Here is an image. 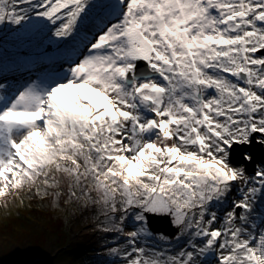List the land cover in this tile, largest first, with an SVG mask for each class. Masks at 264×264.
<instances>
[{
  "label": "snow or ice",
  "instance_id": "snow-or-ice-1",
  "mask_svg": "<svg viewBox=\"0 0 264 264\" xmlns=\"http://www.w3.org/2000/svg\"><path fill=\"white\" fill-rule=\"evenodd\" d=\"M33 16L84 48L62 74L0 80V198L97 209L124 264H264V167L231 160L264 145V0H0V25ZM150 217L176 229L167 247Z\"/></svg>",
  "mask_w": 264,
  "mask_h": 264
},
{
  "label": "rangeland",
  "instance_id": "rangeland-1",
  "mask_svg": "<svg viewBox=\"0 0 264 264\" xmlns=\"http://www.w3.org/2000/svg\"><path fill=\"white\" fill-rule=\"evenodd\" d=\"M41 21L42 18L33 16L25 23V27L14 32L6 31L4 25H0V58L7 57L12 65L0 69V80L9 86L10 91L52 77L56 63L53 57L57 48L76 42L61 41L52 34L54 26L46 22L43 27ZM40 24L43 29L40 27L36 30ZM5 71L9 72L6 76ZM241 165L248 170L246 164ZM257 166L262 167V163L258 162ZM233 195L238 197L239 193L234 190ZM46 207L42 199L27 189L18 195L0 198V227L14 224V219L18 218L21 223L16 226L21 227L19 233L8 231L0 238V251L10 249L11 252V261L2 259L3 254H0V264H124L122 257L111 250L128 247L127 237L122 238L119 233L106 231L107 222L97 209L72 204L57 210L52 208L53 216L49 217L44 211ZM227 207L229 205L225 204L223 208L217 206V209L222 213ZM133 224L131 220L126 221L125 232L133 230ZM151 233L152 238L147 241L149 245L158 248L168 246L160 239L163 234ZM5 238L10 241H4ZM182 243L183 240L178 244L172 239L174 247ZM211 263L216 264L213 259Z\"/></svg>",
  "mask_w": 264,
  "mask_h": 264
},
{
  "label": "water",
  "instance_id": "water-1",
  "mask_svg": "<svg viewBox=\"0 0 264 264\" xmlns=\"http://www.w3.org/2000/svg\"><path fill=\"white\" fill-rule=\"evenodd\" d=\"M240 147L244 149L241 151L239 150ZM251 152L253 157L252 161L245 162L242 159V153L244 152ZM231 160L237 164L241 165L242 163H246L248 165V173L255 172L256 170V163L258 161L264 160V146L262 144L256 143L255 139L253 140L251 145L246 146H235L233 147ZM148 226L153 233H163L169 237H174L176 229L171 225V222L168 218L164 217H150Z\"/></svg>",
  "mask_w": 264,
  "mask_h": 264
},
{
  "label": "trees",
  "instance_id": "trees-1",
  "mask_svg": "<svg viewBox=\"0 0 264 264\" xmlns=\"http://www.w3.org/2000/svg\"><path fill=\"white\" fill-rule=\"evenodd\" d=\"M2 62V60L0 61ZM4 62H7L6 60H4ZM44 201V203L47 204V209H45V213H47L48 215H50L49 217H52L53 215L51 214V209L54 208L55 210L57 209H60V208H64L66 206H71L73 203H66V196H61L59 201L55 200L52 196H49V197H46L44 199H42ZM18 218V217H16ZM19 219V218H18ZM18 219H14V224H6L3 226V228L0 227V238H2L4 236L5 233H7L8 231H12L13 234L15 233H19V230L21 229L20 228H17L16 226L18 224L21 225L20 223V220ZM27 227H32V226H27ZM39 238V237H38ZM35 240V239H34ZM4 241H10L9 238H5ZM36 241V240H35ZM12 243H14L12 240H11ZM10 250V249H9ZM7 250L6 252L4 251H0V254L2 255L3 254V258L2 259H6L8 258V261H11L10 259V251ZM211 255H209L207 258H205V264H211V258H210Z\"/></svg>",
  "mask_w": 264,
  "mask_h": 264
},
{
  "label": "bare ground",
  "instance_id": "bare-ground-1",
  "mask_svg": "<svg viewBox=\"0 0 264 264\" xmlns=\"http://www.w3.org/2000/svg\"><path fill=\"white\" fill-rule=\"evenodd\" d=\"M25 23H27V22H25ZM25 23H23L21 26H17L18 28H16V29H13V31L12 32H14L15 30H18V29H22L23 28V26L25 27ZM80 39V38H79ZM78 39V40H79ZM77 40V41H78ZM0 59H5V57H3V58H0ZM244 148L243 147H240V150H243Z\"/></svg>",
  "mask_w": 264,
  "mask_h": 264
}]
</instances>
